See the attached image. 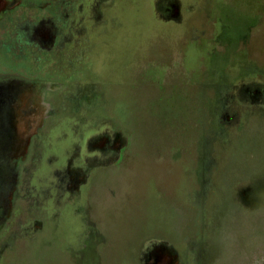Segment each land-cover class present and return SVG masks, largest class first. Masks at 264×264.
Listing matches in <instances>:
<instances>
[{
  "label": "rangeland",
  "instance_id": "obj_1",
  "mask_svg": "<svg viewBox=\"0 0 264 264\" xmlns=\"http://www.w3.org/2000/svg\"><path fill=\"white\" fill-rule=\"evenodd\" d=\"M155 1L128 6L104 64L112 77L133 79L127 65L137 48L167 54L164 75L145 81L141 96L130 98L128 82L106 81L134 109L140 135L134 171L102 175L93 197L98 264H160L164 252L169 264H264V0H176L179 25L160 23ZM137 182L140 197L117 192ZM84 211L68 240L52 243L55 254L85 248L93 232ZM47 242L30 248L34 258H48ZM22 258L17 264L28 263Z\"/></svg>",
  "mask_w": 264,
  "mask_h": 264
},
{
  "label": "flooded vegetation",
  "instance_id": "obj_2",
  "mask_svg": "<svg viewBox=\"0 0 264 264\" xmlns=\"http://www.w3.org/2000/svg\"><path fill=\"white\" fill-rule=\"evenodd\" d=\"M135 1L0 0V77L44 83L45 102L52 109L20 166L11 211L5 207L0 212V264H17L25 256L27 264L102 263L98 245L103 236L97 241L101 235L93 218V197L102 189V175L115 169L134 171L131 165L140 135L134 109L118 100L122 96L112 93L106 81L128 82L130 98L138 97L145 81L160 79L166 65V51L155 46L146 55L139 47L132 67L127 65L133 79L107 72L104 64L112 43L124 33L130 18L126 10ZM173 1L154 2L153 16L160 23H183V5ZM127 171L117 170L119 175ZM129 174L127 182L132 184ZM137 183L117 192L128 188L130 199L140 197L143 186ZM145 192L148 199L149 189ZM83 210L89 213L93 232L85 248L64 257L55 254L52 243L68 240L65 232L70 233ZM84 222L88 224L87 218ZM45 242L53 249L48 258H34L30 248ZM153 249L149 254H158ZM170 253L160 254L159 263L168 264Z\"/></svg>",
  "mask_w": 264,
  "mask_h": 264
},
{
  "label": "water",
  "instance_id": "obj_3",
  "mask_svg": "<svg viewBox=\"0 0 264 264\" xmlns=\"http://www.w3.org/2000/svg\"><path fill=\"white\" fill-rule=\"evenodd\" d=\"M44 85L21 76L0 77V212L10 211L32 138L52 114Z\"/></svg>",
  "mask_w": 264,
  "mask_h": 264
}]
</instances>
